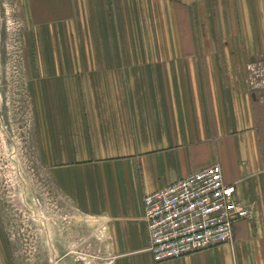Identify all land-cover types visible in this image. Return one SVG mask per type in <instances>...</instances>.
I'll list each match as a JSON object with an SVG mask.
<instances>
[{
	"label": "crops",
	"instance_id": "crops-1",
	"mask_svg": "<svg viewBox=\"0 0 264 264\" xmlns=\"http://www.w3.org/2000/svg\"><path fill=\"white\" fill-rule=\"evenodd\" d=\"M24 11L35 144L73 217L39 219L34 253L0 217V264H264V0H24ZM214 163L250 218L231 244L154 263L144 197Z\"/></svg>",
	"mask_w": 264,
	"mask_h": 264
},
{
	"label": "rangeland",
	"instance_id": "rangeland-1",
	"mask_svg": "<svg viewBox=\"0 0 264 264\" xmlns=\"http://www.w3.org/2000/svg\"><path fill=\"white\" fill-rule=\"evenodd\" d=\"M26 23L24 0H0V217L16 227L22 250L34 253L40 237L37 221L47 219L59 226L73 213L57 203L61 200L52 190L35 144L25 90ZM27 259L29 264L36 262Z\"/></svg>",
	"mask_w": 264,
	"mask_h": 264
},
{
	"label": "built area",
	"instance_id": "built-area-1",
	"mask_svg": "<svg viewBox=\"0 0 264 264\" xmlns=\"http://www.w3.org/2000/svg\"><path fill=\"white\" fill-rule=\"evenodd\" d=\"M143 206L154 263L231 244L233 225L251 215L236 198L234 185L224 183L219 163L146 195Z\"/></svg>",
	"mask_w": 264,
	"mask_h": 264
}]
</instances>
